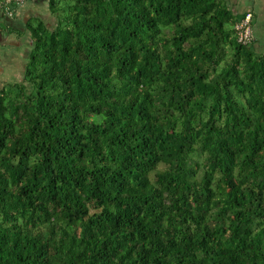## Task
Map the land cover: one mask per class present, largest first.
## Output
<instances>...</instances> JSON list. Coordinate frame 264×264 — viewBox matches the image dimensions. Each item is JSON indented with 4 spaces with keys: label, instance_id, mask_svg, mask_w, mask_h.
<instances>
[{
    "label": "trees",
    "instance_id": "trees-1",
    "mask_svg": "<svg viewBox=\"0 0 264 264\" xmlns=\"http://www.w3.org/2000/svg\"><path fill=\"white\" fill-rule=\"evenodd\" d=\"M49 9L0 89V264H264V53L234 29L258 15Z\"/></svg>",
    "mask_w": 264,
    "mask_h": 264
},
{
    "label": "flooded vegetation",
    "instance_id": "flooded-vegetation-1",
    "mask_svg": "<svg viewBox=\"0 0 264 264\" xmlns=\"http://www.w3.org/2000/svg\"><path fill=\"white\" fill-rule=\"evenodd\" d=\"M27 3L23 5L25 6L23 10L19 9V13L17 10V12L12 16L6 15L2 13V11H0V47H21L19 50L21 51V49H23L26 58L22 59V57L19 56V58L21 59L20 64L24 65L23 62H25V69L28 63L29 52L33 45L32 40L31 44L28 43L29 38L31 39L30 28L33 27V24H29V21L33 20L34 17H39L37 15L38 12L36 10L34 11V5L28 6ZM20 51L13 54L9 53L4 47L0 48V82H2V79L8 80H5L0 84V89L4 88L9 84H16L21 82L20 80L16 81L15 74L12 76L11 79H8L7 75L3 77L5 67H10L9 69H16L18 54L20 53ZM15 55L17 56L16 60Z\"/></svg>",
    "mask_w": 264,
    "mask_h": 264
},
{
    "label": "rangeland",
    "instance_id": "rangeland-1",
    "mask_svg": "<svg viewBox=\"0 0 264 264\" xmlns=\"http://www.w3.org/2000/svg\"><path fill=\"white\" fill-rule=\"evenodd\" d=\"M229 3L232 5V7L238 12V13H243L244 11H252L255 12L256 15H260V19H264V0H228ZM27 5H34V7L36 8V11L38 12L37 15L39 16L38 18H41L42 20L45 21V23L52 27L55 23V16L53 14H51L50 9H49V0H36V1H31L29 3H27ZM13 8H15V6H12ZM25 6L22 7H17L16 10H18V8H20L21 10L24 9ZM254 14V13H253ZM38 22V20L36 18H34L32 20L33 24H36ZM264 23V21L258 20L255 22L257 29L254 30V36L256 39H258V34H263L264 30H262L260 28V24ZM260 39V38H259ZM263 41V40H262ZM261 41V42H262ZM19 42V41H18ZM29 44H31V39L29 38L28 41ZM256 46V42L254 44V47ZM4 47L9 53H16L19 52L20 48L19 46H2ZM0 47V48H2ZM22 57V59L26 58L25 53L23 52V49H21L20 53L18 54V59L17 56L15 55V60L17 59V67L16 69H9L7 67H5V72L3 73V77L7 75L8 79H11L12 76L15 74V79L16 81H21L24 82V71H25V62H23L24 65H21V59L19 58ZM3 66V65H2ZM6 79H2V82L5 81ZM8 81V80H6ZM0 82V84L2 83ZM25 85H27V88H30V83L29 82H25Z\"/></svg>",
    "mask_w": 264,
    "mask_h": 264
},
{
    "label": "built area",
    "instance_id": "built-area-1",
    "mask_svg": "<svg viewBox=\"0 0 264 264\" xmlns=\"http://www.w3.org/2000/svg\"><path fill=\"white\" fill-rule=\"evenodd\" d=\"M31 1L36 0H0V11L6 15L12 16L17 12V7L23 6ZM13 5L15 8L12 7ZM252 19L253 14L248 12L242 19L238 20L234 26L238 41L244 45L253 44L255 39Z\"/></svg>",
    "mask_w": 264,
    "mask_h": 264
},
{
    "label": "crops",
    "instance_id": "crops-1",
    "mask_svg": "<svg viewBox=\"0 0 264 264\" xmlns=\"http://www.w3.org/2000/svg\"><path fill=\"white\" fill-rule=\"evenodd\" d=\"M20 7H22V6H20ZM19 9L20 8H18V13H19ZM36 10V8L34 7V11ZM264 13V12H263ZM259 17V19L258 20H261V21H264V19H260V15L258 16ZM260 28L262 29V30H264V23H262V24H260ZM256 29H257V26H256ZM258 37L260 38H258L257 39V42H256V46H255V50L257 51V52H259V53H264V33L263 34H258ZM263 40V41H262ZM262 41V42H261Z\"/></svg>",
    "mask_w": 264,
    "mask_h": 264
}]
</instances>
